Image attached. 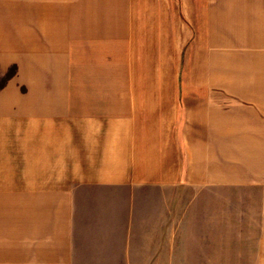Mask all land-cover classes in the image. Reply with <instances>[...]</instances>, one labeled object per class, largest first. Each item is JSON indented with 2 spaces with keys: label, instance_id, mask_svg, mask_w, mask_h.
Masks as SVG:
<instances>
[{
  "label": "crops",
  "instance_id": "crops-1",
  "mask_svg": "<svg viewBox=\"0 0 264 264\" xmlns=\"http://www.w3.org/2000/svg\"><path fill=\"white\" fill-rule=\"evenodd\" d=\"M11 66L0 264H264V0H0Z\"/></svg>",
  "mask_w": 264,
  "mask_h": 264
},
{
  "label": "rangeland",
  "instance_id": "rangeland-1",
  "mask_svg": "<svg viewBox=\"0 0 264 264\" xmlns=\"http://www.w3.org/2000/svg\"><path fill=\"white\" fill-rule=\"evenodd\" d=\"M3 75H0V79ZM211 225H210V240H214V241H217L219 239H222L223 237H227V235H230V238H238V236L240 235L241 237L242 236H245V238H247V240H250V239H253L254 238V235H255V232L253 231L254 230V227H253V224H250L249 222V218H248V223L245 224L244 226H240L241 228H243L245 231L239 233V232H234V231H230V232H222V231H219L218 229H221L223 228V226L219 223L218 225L216 224V222H214L212 224V222L210 221ZM232 228H234V226L232 225L231 226ZM235 227H238V225H236ZM214 228V230H213ZM185 250V249H184ZM187 250H192V254L194 253L193 251L196 250V248H188ZM214 249L213 248H210L208 251L210 253V251H213ZM188 259L189 262H185L183 264H202V263H197L195 260L197 259L196 256H190V255H186V257H184V260ZM210 259V257H209ZM221 258H214V260L218 261L220 260ZM213 260V258H212ZM203 264H231V263H224V262H211V263H203ZM245 264H252V263H245Z\"/></svg>",
  "mask_w": 264,
  "mask_h": 264
},
{
  "label": "trees",
  "instance_id": "trees-1",
  "mask_svg": "<svg viewBox=\"0 0 264 264\" xmlns=\"http://www.w3.org/2000/svg\"><path fill=\"white\" fill-rule=\"evenodd\" d=\"M16 73V67L11 66L0 79V89L4 86L6 81Z\"/></svg>",
  "mask_w": 264,
  "mask_h": 264
}]
</instances>
